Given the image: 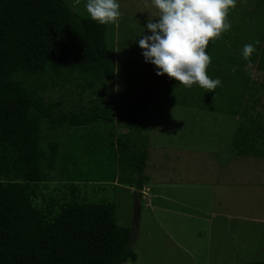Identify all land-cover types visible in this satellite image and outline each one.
<instances>
[{
  "label": "rangeland",
  "instance_id": "obj_1",
  "mask_svg": "<svg viewBox=\"0 0 264 264\" xmlns=\"http://www.w3.org/2000/svg\"><path fill=\"white\" fill-rule=\"evenodd\" d=\"M81 18L86 0H64ZM121 16L107 25V45L114 64L113 89L98 87L81 91L75 83L47 80V102L62 101L70 111L87 110L113 95L120 107L138 106L153 87L167 76L157 77L145 63L137 40L148 35L144 27L156 22L150 0H119ZM227 20L231 24L212 51L207 75L222 82L213 92L180 85L173 95L154 103L141 119V135L147 138L144 189L129 187L128 165L116 163V187L98 184L113 164L111 140L130 147L135 132L125 124L97 125L86 131L65 128L57 138L67 148L84 144L99 149L70 154L78 171L88 180L79 184L80 197L90 202H115L118 225L131 229V248L136 262L125 264H244L264 262V0H237ZM145 32V33H144ZM228 33L232 41H227ZM250 62L242 58L245 44L255 41ZM225 50V51H224ZM231 100L236 116L223 111ZM255 122L257 156L239 157L232 150L240 121ZM45 139L54 135L44 124ZM84 137V140L81 138ZM122 143V144H123ZM123 145V146H124ZM124 147V148H125ZM83 148V147H82ZM70 155L68 157H70ZM73 163V164H74ZM107 172V171H106ZM136 177V178H135ZM49 190L37 196L43 206L46 195L58 196L63 179L51 173ZM146 187V188H145Z\"/></svg>",
  "mask_w": 264,
  "mask_h": 264
},
{
  "label": "trees",
  "instance_id": "obj_2",
  "mask_svg": "<svg viewBox=\"0 0 264 264\" xmlns=\"http://www.w3.org/2000/svg\"><path fill=\"white\" fill-rule=\"evenodd\" d=\"M227 41H232L228 33ZM216 43L209 41L211 57ZM225 51V50H224ZM264 68V48L260 54ZM115 68L107 45V25L81 18L64 0H0V264H125L136 262L131 229L118 225L116 204L90 202L80 197L79 184L88 180L67 165L71 157L96 148L76 144L67 148L77 131L97 125L125 124L135 132L125 147L111 140L112 165L98 184L117 183L116 170L130 167L129 187L141 191L147 160V138L141 119L151 105L173 95L180 86L168 78L150 89L138 106L120 107L113 95L87 110L70 111L62 101L47 102V80L75 83L81 90L113 89ZM238 107L229 100L223 111L234 116ZM44 124L55 138L45 139ZM74 129L65 141L57 136ZM255 122H239L232 150L239 157L257 156ZM84 140V137L81 138ZM124 145V146H123ZM125 147V148H124ZM70 155V157H68ZM74 163V164H73ZM57 172L63 179L58 196H37L48 191V179ZM244 264H264L248 262Z\"/></svg>",
  "mask_w": 264,
  "mask_h": 264
},
{
  "label": "clouds",
  "instance_id": "obj_3",
  "mask_svg": "<svg viewBox=\"0 0 264 264\" xmlns=\"http://www.w3.org/2000/svg\"><path fill=\"white\" fill-rule=\"evenodd\" d=\"M156 22L144 27L148 35L137 40L145 63L156 69V76H167L186 88L197 85L213 92L222 84L207 75L211 57L209 41L231 28L227 20L237 0H150ZM85 12L98 25L115 24L121 12L119 0H86ZM144 32V33H145ZM257 40L245 44L242 58L249 61L256 52Z\"/></svg>",
  "mask_w": 264,
  "mask_h": 264
},
{
  "label": "crops",
  "instance_id": "obj_4",
  "mask_svg": "<svg viewBox=\"0 0 264 264\" xmlns=\"http://www.w3.org/2000/svg\"><path fill=\"white\" fill-rule=\"evenodd\" d=\"M114 185H116V187H119V185H117V184H115V183H114ZM145 188H146V187H145ZM143 189H144V186H143ZM134 191H136V190L134 189ZM136 192H139V193H140L141 191H136Z\"/></svg>",
  "mask_w": 264,
  "mask_h": 264
}]
</instances>
